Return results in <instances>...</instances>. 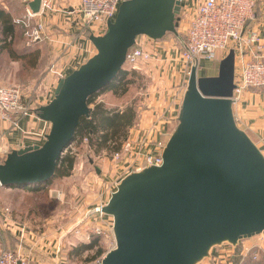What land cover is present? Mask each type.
Segmentation results:
<instances>
[{"label":"water","instance_id":"1","mask_svg":"<svg viewBox=\"0 0 264 264\" xmlns=\"http://www.w3.org/2000/svg\"><path fill=\"white\" fill-rule=\"evenodd\" d=\"M28 6L37 13L41 0ZM178 11V0H123L105 32L89 35L96 52L37 108L51 125L43 143L8 152L0 184L47 183L80 116L89 112L88 97L117 76L138 35L156 40L174 32ZM234 78L233 48L216 75L198 76L197 64L191 65L162 164L124 176L101 208L112 216L115 240L102 264H197L214 246L264 235V154L236 123Z\"/></svg>","mask_w":264,"mask_h":264},{"label":"crops","instance_id":"2","mask_svg":"<svg viewBox=\"0 0 264 264\" xmlns=\"http://www.w3.org/2000/svg\"><path fill=\"white\" fill-rule=\"evenodd\" d=\"M50 1L56 10L43 9L36 18L43 25L41 38L30 43L20 39V42H23L21 44L17 42L18 36L15 31L12 45L16 53L10 56L6 49L0 51V85L26 82L21 84L22 99L31 108L29 115L19 119L17 128L9 127L7 122L0 119V162L13 149L43 143L51 125L37 116L36 108L47 104L53 98L59 81L57 72L62 73L64 77L67 76L94 53L91 41L84 38L77 27L69 22L71 8L68 11L64 10L63 1L77 8L79 0ZM256 11L254 17L248 21L247 28L257 31L262 38L261 42H264L263 0L257 3ZM158 44V40L147 42L146 48L152 52V58L139 63L135 68L149 78L142 106L135 107L137 119L128 133V140L134 149L141 153H154L158 150L157 142L166 143L176 126L184 93V89L172 77L168 66V62L172 60L171 54L168 53L170 50L166 46L159 47ZM262 52L264 47L257 50V53ZM233 111L236 123L246 131L264 154V94L244 90L239 100L233 104ZM16 188L31 190L29 186L4 187L0 189L1 198L6 200V195L14 192ZM2 190L5 191L2 193ZM113 190L109 191L105 202L100 196L98 203H106ZM3 217L4 213L0 209V224H5ZM6 224L7 227L1 225L0 241L7 249L18 250L27 257L29 264H77L75 256L68 254L70 246L63 238V234L39 230L37 226L29 223L24 225L25 228L14 222ZM254 238L255 235L244 239L246 241ZM222 244L218 246L224 247ZM216 249L217 246L212 247L209 256L197 264H228L224 258L220 261L216 259L220 250L215 251ZM205 259L208 260L206 263L203 262Z\"/></svg>","mask_w":264,"mask_h":264},{"label":"built area","instance_id":"3","mask_svg":"<svg viewBox=\"0 0 264 264\" xmlns=\"http://www.w3.org/2000/svg\"><path fill=\"white\" fill-rule=\"evenodd\" d=\"M30 1L22 0L25 13L22 17L14 19L15 24L24 27L25 33L30 37L28 43L39 40L43 35V25L37 21V15L43 9L56 10L50 0H41V10L34 13L28 6ZM122 1L79 0L78 7L70 10V13L74 14L71 23L80 30L87 28L93 35H101L106 30L108 21L114 20ZM178 1L179 11L175 15L177 25L172 33L177 35L176 30L181 12H184L188 19L185 33L179 38L181 59L185 63L198 65L201 60L209 61L219 56L220 53L227 52L233 45L231 48L235 50L236 61L233 104L239 100L244 90L249 88L264 89V52L257 53V50L264 47V42H261L262 38L257 31L247 28L248 21L255 15L257 0ZM31 22L34 23L31 24ZM147 42L139 35L136 37L135 43L127 50L125 57V64L129 68L134 69L139 63L147 62L152 58V52L146 48ZM57 76L59 80L64 77L60 72H57ZM22 90L23 87L17 84L0 85V119L7 122L12 128H17L19 119L31 113L29 104L22 99ZM84 140L87 138L84 137ZM72 142L66 146L60 155L67 151ZM164 146L165 143L159 141L156 152L141 153L134 149L130 140H125L120 149L112 154V159L115 162H123L121 167L123 175L118 181H115L113 191L116 190L119 181L127 174L147 166H160L163 162L162 150ZM1 188L4 187L0 184ZM105 204L99 203L95 210L102 214L101 208ZM7 209L5 207V211H8ZM3 218L5 219V217ZM22 228L25 226L22 225ZM222 245L226 246L217 252L216 259L218 261L224 258L228 264H241L246 257H251L252 260L260 258L264 260V235L262 233L255 235L252 242H246L242 238L235 245L227 242ZM114 246L115 240L110 249ZM103 256L80 264H102ZM0 264H29V259L18 250L7 249L4 243L0 241Z\"/></svg>","mask_w":264,"mask_h":264},{"label":"rangeland","instance_id":"4","mask_svg":"<svg viewBox=\"0 0 264 264\" xmlns=\"http://www.w3.org/2000/svg\"><path fill=\"white\" fill-rule=\"evenodd\" d=\"M259 2L261 0L257 3ZM63 3L64 10L73 8L69 6L71 4L67 1H63ZM0 7L9 11L13 19L22 17L25 13L22 0H0ZM69 14V22H71L74 14ZM179 17V25L176 30L177 35L170 32L156 40L159 41V47L166 46L170 50L168 53L171 54L172 60L168 62V66L171 69L172 77L185 90L191 64L185 63L179 55L181 48L179 38L185 33L188 19L184 12H181ZM33 23L31 22V24ZM77 29L84 38H88L92 34L87 28ZM16 33L18 36L17 42L22 44L23 42H20V39L24 42L30 40V37L25 33L24 27L18 24H16ZM139 36L145 39V41H152L145 35ZM93 51L94 53L96 52L95 47ZM227 52H222L219 56L209 61L201 60L197 65V75H216L219 61ZM123 67L130 71V74L127 75L126 80L124 79L119 82L117 94H114L111 90H106L101 92L96 98V100L101 99L107 109L123 110L127 106L135 109L139 105L142 106L149 78L137 69L129 68L127 65ZM25 83L22 81L17 85L21 86V84ZM124 88L125 91L122 92ZM249 90L253 91L254 94H264V89L249 88ZM89 107H92V105H89ZM135 115L137 116L136 110ZM133 123L135 124V121ZM238 126L240 127V125ZM128 133L126 137L107 142V146L98 151H96L95 145L90 146L88 144V139L84 140V137L80 138L79 136L74 138L71 146L64 153L73 156V165L69 171V175L53 177L47 183L40 185L38 189L34 190L23 188V190H20L16 188V190H13L14 192L6 195L7 197L5 196L6 200L0 199V209L6 219L3 220L5 224H0V233L2 232L1 225L8 226L6 222H14L15 224H19V226L28 225L29 223L37 226L39 230H50L55 234H63V238L68 241L70 249L74 245L93 241L96 238L97 243L93 248L79 255H73L76 258L77 264L92 261L104 255L114 242L112 231L113 219L112 216L104 213L101 214L95 208L99 205V197L102 196L105 202L109 196V191L111 192L114 189L113 185L115 181H118L123 175L121 169L123 162H115L112 159V154L114 152L113 146L118 142L123 143L127 140ZM90 160L93 162H90ZM94 166L100 169L99 173L96 172ZM4 191L2 190V193ZM5 207L8 208V211H5ZM253 240L247 239L246 242H252ZM97 248L102 250L101 255H95ZM220 248L217 246L215 251ZM207 261L205 259L203 262L206 263ZM259 264H264V262H260Z\"/></svg>","mask_w":264,"mask_h":264},{"label":"trees","instance_id":"5","mask_svg":"<svg viewBox=\"0 0 264 264\" xmlns=\"http://www.w3.org/2000/svg\"><path fill=\"white\" fill-rule=\"evenodd\" d=\"M258 1L260 0H257V2ZM255 12L257 11L255 10ZM15 31L16 24L11 13L0 7V51L6 49L10 56H13L12 53H16V50L12 45ZM125 65L126 64L124 63L123 66ZM128 74H130V71L122 67L117 76L108 85L88 97L87 105L88 107L89 105H92V107H89V112L87 115L80 116L74 138L78 136L80 138L86 137L88 139V144L90 146L95 145L96 151H98L101 148L107 146V142L114 141L118 138L120 139L121 137H126L129 128L134 125L133 122L137 119V116L135 115L136 109L132 108L131 106H127L123 110L107 109L103 102L96 100V98L101 92L106 90H111L114 94H117V87L119 86L118 84H120L119 82L124 79L126 80ZM124 91L125 88L122 90V92ZM135 116L136 118H134ZM121 144L122 142H118L115 146H113V151L119 150ZM72 165V155H69L68 153L60 155L56 163L53 177L69 175ZM42 184L31 185L29 188L31 190L38 189ZM96 243V238L93 239V241L91 240L86 243H79L71 247V249L68 251V254L69 256L79 255L80 253L93 248ZM101 253L102 250L97 248L95 255H101ZM260 262L263 263L264 260L262 258L258 260H252L251 257H246L243 259L241 264H259Z\"/></svg>","mask_w":264,"mask_h":264}]
</instances>
